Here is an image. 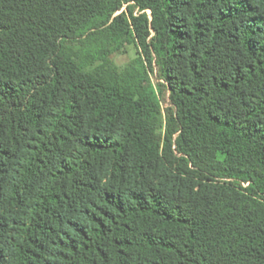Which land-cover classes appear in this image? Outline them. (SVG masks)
<instances>
[{"label": "trees", "instance_id": "obj_1", "mask_svg": "<svg viewBox=\"0 0 264 264\" xmlns=\"http://www.w3.org/2000/svg\"><path fill=\"white\" fill-rule=\"evenodd\" d=\"M0 264H264V0H0Z\"/></svg>", "mask_w": 264, "mask_h": 264}, {"label": "rangeland", "instance_id": "obj_2", "mask_svg": "<svg viewBox=\"0 0 264 264\" xmlns=\"http://www.w3.org/2000/svg\"><path fill=\"white\" fill-rule=\"evenodd\" d=\"M137 56L136 50L133 47H129L126 52L124 53H119L116 54L114 56V61L116 62V64L120 67H124L126 66L129 62H131L132 60H134ZM153 79L155 80L156 77L154 76ZM156 81V80H155ZM169 104V99L168 96L165 97V99L163 100V105L165 107H167Z\"/></svg>", "mask_w": 264, "mask_h": 264}]
</instances>
